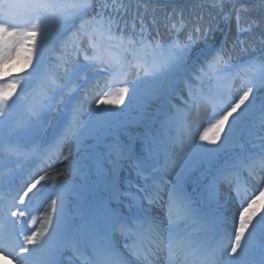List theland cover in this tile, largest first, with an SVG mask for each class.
<instances>
[{
  "label": "snow or ice",
  "instance_id": "snow-or-ice-1",
  "mask_svg": "<svg viewBox=\"0 0 264 264\" xmlns=\"http://www.w3.org/2000/svg\"><path fill=\"white\" fill-rule=\"evenodd\" d=\"M203 3L209 4L223 19H235L238 35L233 48L239 45L242 51H247L255 30L264 25V17L260 20L251 18L247 4L238 3V0H203ZM151 4L153 0H141L133 14L126 0H0V118L7 121L13 105L23 99L30 116L35 117L32 125L35 127L42 113L64 103L67 111L62 113L61 132L49 147L59 146L76 136L63 155V159L69 161L65 172L76 174L78 162L69 160V157L74 150L78 152L80 149V132L84 126L80 120L81 106L79 103L73 105L72 100L73 93L81 87L76 82L83 79L86 83L89 71L109 73L106 88L120 82L116 78L119 71L136 69L138 80L142 79L141 70L143 77L152 78L154 91L161 97L171 96L177 89L186 91V97H180L184 107L176 106L175 114L162 121V127L176 128L175 137H152L147 142V157L143 154L137 156L130 145H122L118 140L111 146L115 158L109 169V191L118 202L122 197L127 198L128 211L109 210L103 213L99 225L82 224L76 230L78 243L83 246L77 248V253L85 264H158L159 253L166 248L169 264H217L223 254H226L224 264H253L251 250L257 235L264 236V188L250 199H241L239 184L233 185L245 171L253 179L264 182V103L257 109V97L253 94L254 89L256 92L264 90V71L245 81L242 94L236 101L231 99L230 90H226L225 99L218 105V91L213 92L209 87L206 93L204 86L206 81H215L217 90L225 88L238 67L232 64L230 51L223 45L218 49L207 48L193 60L194 49L199 40H207L212 25L202 23L203 16L199 12L189 17L183 12H173L165 17L164 27L171 33V39L164 41L156 27L157 18L148 16ZM228 4L231 6L226 9ZM56 39L60 40L62 50L57 57L60 63L52 65L53 70L47 74V79L55 84L56 70L62 69L65 84L57 85L52 96L44 94L39 101H29L27 90L32 78L44 71V63ZM259 40L264 44V35ZM69 42L71 51L67 52ZM114 50H119L123 56L113 59ZM34 55L37 57L36 67L28 77L14 78L11 82L6 80L9 72L5 65L13 60L31 64ZM80 56L85 63L79 62ZM251 65L264 69V57L249 61ZM18 87L21 95L9 104ZM128 91L127 87L119 89L117 103ZM111 95L110 91L103 89L96 93L95 119L91 121L94 128L103 127L115 114L110 107H100L112 104L108 98ZM65 97H68L67 101ZM209 105L212 108L210 113L207 111ZM242 106L245 107L241 110ZM193 110L202 122L209 125L202 133L198 132L197 126L199 141L203 143H197L193 154L184 161L173 180L166 179L168 171L175 166L174 145H182L185 137L191 134L187 116ZM257 111L260 115L254 119ZM226 125L227 133L219 148L208 147L221 140ZM241 133L252 138L247 142L252 147H242L217 167L207 184L210 199L217 202L221 186H227L230 193L234 191L235 196H230L229 202L234 204L235 212L228 216L202 214L185 191V184L192 178L191 170L204 161H214L219 152ZM255 141H259L256 151L253 150L257 148ZM134 158L139 161L135 165L136 176L143 183L134 184L128 180V190L119 192L116 185L120 182L122 161ZM64 174L57 173L59 176ZM45 178L40 176L26 190L22 187L8 204L0 208V256L7 253L19 264H57L53 258V245L67 228L63 207L58 210L57 200L52 199L44 212L43 223L35 227L37 220L25 203V198ZM63 187L70 189L71 185L64 181ZM165 196L168 206L166 223L147 212V205H157ZM228 217L231 231L228 230ZM29 223L33 227H29ZM193 232L211 233L212 242L205 243Z\"/></svg>",
  "mask_w": 264,
  "mask_h": 264
},
{
  "label": "rangeland",
  "instance_id": "rangeland-1",
  "mask_svg": "<svg viewBox=\"0 0 264 264\" xmlns=\"http://www.w3.org/2000/svg\"><path fill=\"white\" fill-rule=\"evenodd\" d=\"M75 40V38H72ZM57 43L59 45L57 46ZM71 42H69V46L65 49V51L70 52L71 51ZM52 51L50 53V56L46 58V61L44 63V71L41 73L35 75L32 78V83L29 88H33L32 91L39 90L40 92H34V95H28L29 101L35 99L36 101H39L41 97L46 94L48 96H52L55 93L53 92V89L57 85H64V72L62 69L56 70L57 77L60 78V84L58 82V79H56L55 84L51 83L47 79V74L52 71V65L60 63L59 60H57V57L61 55L62 50L60 46L59 39L54 40L51 45ZM89 54L91 55V50H89ZM123 53H121L119 50H114L113 52V58L122 57ZM36 55L33 56V60L31 64L26 63L24 60H13L11 63L5 65V68L8 70L9 75L6 77V80L11 82L14 80V78L18 77H28L30 73H32L33 68L36 66ZM249 61H244L241 64H238L237 68L234 70V75L231 77V79L226 82L225 88L217 90L215 87V81L212 82H205L204 90L207 93L209 90V87L212 88L213 92L218 91V99L217 103L219 105L220 101L225 99L226 96V90H230L231 92V99L233 101H236L239 97V94L242 89V85L245 83V81L256 78L259 76L260 72L264 69H261L257 65H251L249 66ZM80 63H85L83 56L79 57ZM235 65V64H234ZM136 69H132L130 71V74H132V79H127L124 82L115 83L114 86H111L108 89L112 93L111 96H109V99H111L113 102L110 105L103 106V107H110L114 111V115L110 117V119L104 124L103 127L100 128H94L91 121L95 119V112H88L85 115L81 114L80 120L83 124V139H84V146L82 147L83 151L79 152L80 157L83 158L84 161H86L87 165L84 166L83 161L80 160V164L82 165L79 168V173L76 172V174H72L71 178L69 179L70 182H74L77 179H79L80 182L85 183V191L91 199L87 200L86 206L88 207V210L91 209V206L93 204H99L100 201L103 200V195L109 191V169L111 167V160L115 158L111 146L118 140L122 145H130L132 148L136 146L138 143V153L136 152V155L139 156L143 154L144 157H147V142L151 140L152 137H156L157 139H163L164 137H175L177 135V130L175 127L171 128H164L162 127V121L165 120L170 114H175L176 112V106H179L180 108H183L184 105L180 101L181 96L187 95L186 91H181L177 89V91L168 97H161V95L154 91V85L152 84L151 77H143L141 72V80L137 79V74L133 75ZM143 71V70H141ZM125 72L127 70L125 69ZM101 73V74H100ZM11 74H13L11 76ZM59 74V75H58ZM96 75V79L93 80L91 78L92 76ZM88 81L85 83L83 79L78 80L76 83L77 85L84 86L86 84H89V87H91L90 90L93 89H99L102 88L103 84L106 83L109 79V75L102 74V72H98L96 70L89 71L87 73ZM130 78V77H128ZM43 80V82H42ZM118 81H121L120 79H117ZM124 80V79H123ZM42 86L50 88L48 93L46 89H43ZM22 87V85H21ZM122 87H127L129 89L128 94L123 97L122 101L117 103V100L119 97L116 95L119 92V89ZM135 88V92H134ZM240 90V91H238ZM255 91V89H254ZM78 92V91H77ZM75 92V93H77ZM73 93V94H75ZM254 94V93H253ZM21 95L20 87L16 89L15 95L12 96L10 101V104H13V101H17V97ZM236 96V97H235ZM263 98L262 102L264 103V92H263ZM67 98V99H66ZM251 99V98H250ZM68 100V97H65V101ZM80 101V100H79ZM247 103V102H246ZM260 103V104H261ZM60 103L59 105H61ZM260 104L257 106V109H259ZM62 107V105H61ZM63 108V107H62ZM212 110L211 105L207 107V111L210 113ZM65 110L63 108L64 113ZM50 111H46L41 114V119L39 121V124H37L35 127H33V122L35 120V117L30 116L27 106L23 99L20 101H17L12 108V117H15L10 123H7V121H4L3 119H0V141L3 139H10L12 134L22 132H26V126L27 129L30 130V133L33 135H37V133H40V130L44 126L45 122H48L50 119ZM59 112V114H62ZM161 114H164L162 117H159ZM238 113L234 114L237 115ZM202 115V113H201ZM260 115L259 111L256 112L254 119L258 118ZM48 118V119H47ZM52 118V116H51ZM61 119L62 116H60L55 122L54 126L52 128V131L57 130V128L61 125ZM230 121L229 123L231 122ZM188 123L191 125L192 131L191 134L188 135L186 138L189 140L188 144L185 148L184 152L180 155H178V160L180 162L176 161L175 159V167L172 171L176 173L180 170V167L183 166L184 161L191 156L196 148H193L196 139H198L197 143H203L199 141L198 132L202 133L209 125L207 123L202 122L200 116L197 115V113L193 110L188 113L187 116ZM148 121H151V125L147 126L146 128H141L142 123H148ZM154 125H156L154 127ZM197 126L198 132H197ZM258 127V124H257ZM152 128V133H150L149 129ZM137 133V138L134 142L130 141L133 139L134 135ZM227 133V125L225 127L224 133L221 134V140L215 144V145H208V147L213 148H219V145L223 143V136ZM130 139V140H129ZM250 139H252L247 133H241L240 136H238L234 142L230 145H227L228 152H232L231 155L233 156L235 153L239 152L242 147H249L251 148L252 145L247 143ZM129 141V142H128ZM257 148L253 149L254 151L258 150L259 141H255ZM142 145L144 147H142ZM73 157H76L78 155L77 151L73 154ZM104 159L105 164L103 165L104 169L102 171H99L97 162L102 161L100 159ZM228 159L224 158L221 162L224 164L225 161ZM127 161V160H125ZM177 163V164H176ZM103 164V163H102ZM130 166H127V174L123 176V179L125 180L127 177L130 179L132 178L133 171H135V165L137 162L132 161L130 162ZM90 165L94 168L95 171H93V174L86 175L85 173V167ZM206 165V161L199 164L201 169ZM197 177H202L199 171H195ZM198 179V178H197ZM212 179V178H211ZM209 177H207L206 184L211 180ZM78 181V182H79ZM77 182V183H78ZM264 182H260V185H262ZM107 188V189H106ZM260 189V188H259ZM119 192L122 190L119 189ZM258 191L252 195L249 196V199L251 196L257 195ZM70 195H74L76 198H78L77 202H81V196L79 194L71 193ZM207 195H209V192L207 190ZM234 197V193H230L228 188L225 186H221L219 189V195H218V201L213 200L214 203L218 204L219 206H222V203H226L227 205L233 206L228 207V210L225 213V216H228L229 213L235 212L234 204H230L229 197ZM245 197V196H244ZM113 196L110 199H106L107 203L105 205L106 211H109L108 207L112 203ZM167 199L165 198L163 208L167 206L165 203ZM122 203V200L119 202L116 200L115 205H119ZM196 205L197 203L194 202ZM32 216H35L34 208H31ZM87 210V211H88ZM72 213H75L77 211V207H72L70 209ZM100 211L103 215V212L100 210V207H97V209L92 210L93 215ZM167 213L163 217L160 216L161 220L164 221L167 218ZM217 214H219V211H216ZM229 218V226H230V217ZM83 218L79 217L75 220L71 219L69 222V225H73V223H76L78 221H81ZM231 227V226H230ZM259 240L261 242H264V236H260ZM260 247V244L256 245L255 249Z\"/></svg>",
  "mask_w": 264,
  "mask_h": 264
},
{
  "label": "trees",
  "instance_id": "trees-1",
  "mask_svg": "<svg viewBox=\"0 0 264 264\" xmlns=\"http://www.w3.org/2000/svg\"><path fill=\"white\" fill-rule=\"evenodd\" d=\"M126 2L130 6L131 13L134 14L136 6L141 3V0H126ZM240 2L247 4L250 9L248 16L251 18L260 20L261 17H264V0H238V3ZM202 3L203 0H181L161 4L160 2L153 1V4L149 6L148 16L151 18L154 15L158 20V24H162L165 21V17L170 16L175 10L177 14L183 12L186 17L194 16L199 12L203 16L202 23L212 25L213 30L207 35L208 42H212L213 45L221 42L230 51L231 56L234 55L232 49H235L244 52V56L249 59L264 57V44H261L259 40V37L264 35V25L255 30L253 36L250 38L251 46L248 47L247 51H242L239 45L233 48L238 35L235 19L233 18L227 22L215 10L211 9L209 4L203 3V7H201ZM230 6V4L226 5V9ZM141 11H143L142 8ZM181 39H183V35H181ZM202 40H199L193 54L195 51H202L203 48L207 49Z\"/></svg>",
  "mask_w": 264,
  "mask_h": 264
},
{
  "label": "bare ground",
  "instance_id": "bare-ground-1",
  "mask_svg": "<svg viewBox=\"0 0 264 264\" xmlns=\"http://www.w3.org/2000/svg\"><path fill=\"white\" fill-rule=\"evenodd\" d=\"M97 92H100V90L94 89V87H93L92 92L89 96L82 95V93H81L79 96L80 101L79 102H73V105L77 104V103L80 104L81 114L86 112V111H88L90 113L92 111L95 112V102L98 100V97L96 96ZM103 106L104 105H100V107H103ZM243 107H245V106H242L241 110L243 109ZM81 133H82V131L80 132V136H81ZM73 139L75 141L76 136H72L70 138V140L68 141V143L66 144V147L62 151L61 156H60V157H62L60 164L55 169L48 170L47 174H50V175L55 176V177H60L59 175H57V173L64 172L62 170V167L68 162V160H64L63 155L68 152L69 147H71L70 141ZM19 141H20V139L17 138L16 141H13L12 143H10L6 146H0V159L6 160L7 163H9V164H13L14 161H17V160L22 161L23 160V154L27 152V148L23 152L18 146ZM228 151L229 150L227 148V149L222 151V154L227 156V155H229L227 153ZM74 153H75V150L73 151V154ZM72 156L69 157V160L72 158ZM28 164H30V166H33L34 160ZM5 173H10L11 175L16 176V174L18 173V170L16 168H14L13 166H6L4 168V171L2 172V174H5ZM40 173H41V171H38L37 174H40ZM45 198H46V204L44 207V211H46L49 208V206L51 204V200L54 199V198H52V196H46ZM165 198L167 199L166 196H165ZM58 205H59V201H58ZM165 211L168 212V207H166ZM262 214H264V213H262ZM13 219H15V218H13ZM42 221H44V219ZM45 258H47V256H45ZM0 264H19V262L16 259H14L12 256L4 255V256H0Z\"/></svg>",
  "mask_w": 264,
  "mask_h": 264
}]
</instances>
